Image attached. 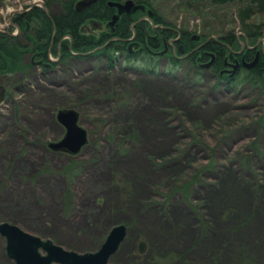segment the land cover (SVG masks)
Instances as JSON below:
<instances>
[{
    "label": "rangeland",
    "instance_id": "rangeland-1",
    "mask_svg": "<svg viewBox=\"0 0 264 264\" xmlns=\"http://www.w3.org/2000/svg\"><path fill=\"white\" fill-rule=\"evenodd\" d=\"M48 1L0 0V33L19 37L14 17ZM150 1L193 42L240 32L231 4ZM109 21L84 31L109 33ZM159 51L128 57L111 47L112 67L91 56L47 73L36 62L0 72V223L79 253L125 225L107 264H264V91L238 80L228 93L210 71L173 63L181 53ZM63 108L87 131L76 154L47 146L64 135ZM0 264H15L1 235Z\"/></svg>",
    "mask_w": 264,
    "mask_h": 264
},
{
    "label": "trees",
    "instance_id": "trees-1",
    "mask_svg": "<svg viewBox=\"0 0 264 264\" xmlns=\"http://www.w3.org/2000/svg\"><path fill=\"white\" fill-rule=\"evenodd\" d=\"M107 1L109 0H97L81 12H77L74 7L75 0H51L46 3L47 13L42 8H34L15 16L14 21L20 30L19 37L12 38L5 33H0V72H22L27 67L33 68L32 63L34 62L50 63L48 61L50 54L59 57V61L51 63L52 66L64 64L73 58L95 56L106 60L107 67H112L115 59L109 53V46L93 51L106 41L108 33L101 32L95 35L84 31L85 27L88 26L86 24L87 21H90L91 24L96 23V27H98L100 23L111 20L113 9L107 4ZM135 2L142 5L144 10H148L150 14H153L151 22L143 21L134 26L137 37L144 40L147 33L152 35L154 32H159L165 35L166 38L171 37L172 32L165 26L167 23L157 15L150 0H135ZM201 2H206L215 10L227 4L233 5L240 32L244 33L249 38V41H254L259 37L264 38V0H183L187 7L192 8H196V5L198 3L201 4ZM144 10L121 13L122 15L115 24L114 35H119L120 37L130 36L129 25L138 17L134 13H140ZM152 24H159L162 27L153 29ZM109 27V35H112L111 25ZM180 32L182 33L180 44L185 50H188L192 40L189 32L185 30H180ZM225 37L226 33L217 36L219 39H224ZM156 39L160 40L159 36ZM146 40H148L150 46L157 45L155 38L148 37ZM159 47H161V43ZM92 51L94 54H91ZM24 55L30 56L31 64L23 61ZM144 55L149 54L144 53L140 56ZM127 56L134 57L136 55ZM192 60L193 58L187 59L189 70H193L194 63ZM173 63L178 64L181 61L174 59ZM219 66L214 63L212 70L217 72ZM43 70L45 71L46 68ZM203 73L206 74L207 72L198 68L196 74L202 77ZM242 76H244V81L248 82V84L255 87L261 86V90L264 91V66L253 68L249 73H245Z\"/></svg>",
    "mask_w": 264,
    "mask_h": 264
},
{
    "label": "flooded vegetation",
    "instance_id": "flooded-vegetation-1",
    "mask_svg": "<svg viewBox=\"0 0 264 264\" xmlns=\"http://www.w3.org/2000/svg\"><path fill=\"white\" fill-rule=\"evenodd\" d=\"M110 1L123 3L125 0H109L107 1V4ZM132 1L134 4L139 5L135 2V0ZM110 7L113 9V16L117 13V8L114 6ZM134 14H137L138 17L129 25L131 30L130 36L120 37L119 35H114L115 24L122 15L120 14L117 20L111 25L112 35H109L108 33L106 43H103L98 48L109 46L110 48L115 47L122 52H126V55H143L144 53H147L152 56H159L161 52L159 51V46L161 43L162 50L164 51L163 55L170 51L173 56H176L175 53H181L182 56L180 57H182V59H179L180 61L193 58V72L197 73L198 68L202 69L204 72L210 71L209 79L216 81L218 86H222L221 88L227 90L228 93L233 91V86L235 85L234 83H236L238 80L244 81V76H242L243 74L249 73L251 70H253V68L259 67L261 65L264 66V38L262 37L256 38L254 41H249V38H247L244 33H234L233 31H230L226 33V37L224 39H215L209 36L206 39L201 40L200 37H196L194 38V42L192 40L190 41V48L185 50L180 44L182 33L180 31L174 30L173 28L168 27L171 32L175 33V38H166L165 35L159 32H154L152 35L147 33L144 40L140 37H137L134 26L143 21L151 22L153 14H150L148 10H144L140 13L136 12ZM160 27L162 26L159 24H152L153 29ZM157 36H159L160 40L156 39ZM148 37L155 38L157 45L150 46L148 40H146ZM112 41H114V43H112ZM180 47H182V51L180 50ZM210 54H212L213 57ZM206 59L209 61L212 60L211 63L208 64L204 62ZM254 60L255 63L252 64ZM48 61L50 63L40 61L36 62L35 65L41 69L42 73H47L58 66H52L51 63L59 61V57L56 56V60L51 61L48 56ZM214 63H217L218 66L220 65L217 72L212 70V65ZM44 68H46L45 71L43 70ZM205 75L207 76V74L204 73V76ZM244 82L248 83L246 81Z\"/></svg>",
    "mask_w": 264,
    "mask_h": 264
},
{
    "label": "water",
    "instance_id": "water-1",
    "mask_svg": "<svg viewBox=\"0 0 264 264\" xmlns=\"http://www.w3.org/2000/svg\"><path fill=\"white\" fill-rule=\"evenodd\" d=\"M94 2L96 0H78L74 7L77 12H81ZM108 5L117 8V13L112 16L109 25H112L117 20L118 15L123 12L132 13L137 10H144L142 5L134 4L132 0H125L123 3L110 1ZM42 9L47 13L45 7ZM180 50L182 51V47ZM210 55L213 57L212 54ZM254 63L255 60L252 64ZM4 96L5 88L0 86V103ZM56 120L64 127V135L58 141L48 142L47 146L55 151H63L69 154L78 153L87 143V131L78 123V111L73 108L59 109L56 112ZM126 233L125 225L117 224L110 229L105 240L96 251L79 253L66 250L49 239H42L25 232L16 225L8 222L0 223V235L5 238L6 255L15 264H107L124 240ZM144 248V241H140L138 251L142 253Z\"/></svg>",
    "mask_w": 264,
    "mask_h": 264
}]
</instances>
